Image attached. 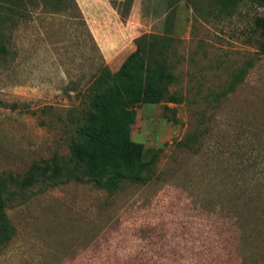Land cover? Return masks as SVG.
<instances>
[{
    "label": "rangeland",
    "instance_id": "obj_1",
    "mask_svg": "<svg viewBox=\"0 0 264 264\" xmlns=\"http://www.w3.org/2000/svg\"><path fill=\"white\" fill-rule=\"evenodd\" d=\"M58 7L35 0L25 19L6 25L0 177L17 183L6 206L15 235L0 244V264H264V56L227 101L216 98L231 71L253 57L241 33L261 10L250 0ZM145 34L173 38L170 91L182 97L134 108L131 139L147 157L161 149L159 178L113 195L66 178L22 187L34 164L67 157L76 94L99 66L116 71ZM202 115L197 151L177 149ZM241 132L243 159L231 155ZM254 155L259 169L243 174L237 163Z\"/></svg>",
    "mask_w": 264,
    "mask_h": 264
},
{
    "label": "trees",
    "instance_id": "obj_2",
    "mask_svg": "<svg viewBox=\"0 0 264 264\" xmlns=\"http://www.w3.org/2000/svg\"><path fill=\"white\" fill-rule=\"evenodd\" d=\"M33 1L35 0H0L1 57L8 54L6 25L13 19H25ZM53 1L56 8L68 2ZM131 1L126 0L128 3ZM229 1L222 0V5L226 6ZM250 2L261 13L252 17L249 27L241 34L243 44L253 48L254 55L231 71L222 85V91L216 94V98L222 97V102L227 101L245 83L257 61L264 56V0ZM172 42L173 38L169 35L145 34L135 40V50L124 56L116 71H112L106 64L99 66L88 85L76 94L78 103L68 110L70 139L67 143V157L34 164L21 186H32L39 182L54 184L60 178H66L78 183H91L113 195L125 186H144L154 178H159L156 165L161 149L155 150L150 157L145 156L144 146L131 139L130 126L134 123L136 106L156 105L163 101L170 104L182 102L181 95L170 91L177 81L173 67L168 63ZM203 118L204 115L196 118V126L174 144L177 149L197 151L196 145L206 133V128L199 127L203 124ZM241 135L242 132L237 139L236 153H232V157L240 158V154H247L242 152L248 146L239 144ZM259 136L263 137V133ZM254 156L237 163L243 167V174L259 169L258 155ZM14 182L17 183L11 177H0L1 245H6L15 235V229L6 213L7 202L11 201L14 194L11 189Z\"/></svg>",
    "mask_w": 264,
    "mask_h": 264
}]
</instances>
